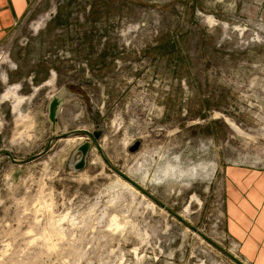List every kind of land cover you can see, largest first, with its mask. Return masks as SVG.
Returning a JSON list of instances; mask_svg holds the SVG:
<instances>
[{
	"label": "rangeland",
	"instance_id": "obj_1",
	"mask_svg": "<svg viewBox=\"0 0 264 264\" xmlns=\"http://www.w3.org/2000/svg\"><path fill=\"white\" fill-rule=\"evenodd\" d=\"M60 91L57 133H95L189 224L264 264V0H28L0 42V149L41 151ZM85 141L0 155V264H237L93 143L75 169Z\"/></svg>",
	"mask_w": 264,
	"mask_h": 264
},
{
	"label": "water",
	"instance_id": "obj_2",
	"mask_svg": "<svg viewBox=\"0 0 264 264\" xmlns=\"http://www.w3.org/2000/svg\"><path fill=\"white\" fill-rule=\"evenodd\" d=\"M62 98H63L62 91H60L59 93L53 95V97L49 101L47 116H48V119H49V121L51 123V130H52L53 134L48 139L47 143L45 144V146L43 147V149L41 151H39L38 153L32 154V155H30V156H28L26 158H23V159L15 158L9 149H0V155L7 156L10 159V161L15 163V164L27 163V162H30V161L34 160L37 157H40L42 154H44L49 149V146H50V144L52 143V141L54 139L68 137L69 135L74 134V133H84L90 138L91 141H85V142L81 143L80 145H78L77 151H80L81 156H80L79 159H77L73 163V167L75 169H81L85 165V157L87 155V152H88V149H89L91 143H93L95 148L99 152V155H100L102 161L107 165V167L110 170H112L121 179H124L125 181H127L131 186H133L135 189L140 191L143 195H145L147 198H149L155 204L159 205L161 208L166 210L169 214H171L173 217H175L177 220H179L181 223H183L185 226H187L189 229H191L194 233L199 235L201 238L206 240L208 243H210L212 246H214L216 249H218L224 255L229 257L235 263H237V264H246L241 259H239L237 256H235L234 254L229 252L227 249L221 247L218 243H216L211 238L206 236L197 227L189 224L179 214H177L170 207H168L166 204H164L159 199H157L154 195H152L148 190H146L143 186H141L139 183H137L133 178H131L129 175H127L124 171H122L121 169H119L118 167L113 165L109 161V159L105 156V154H104V152H103V150L101 148V145L97 142L95 133H92V132H90V131H88L86 129H81V128L70 130L68 132L57 133L56 132L57 131L56 115H57V110H58V108H59V106H60V104L62 102Z\"/></svg>",
	"mask_w": 264,
	"mask_h": 264
},
{
	"label": "crops",
	"instance_id": "obj_3",
	"mask_svg": "<svg viewBox=\"0 0 264 264\" xmlns=\"http://www.w3.org/2000/svg\"><path fill=\"white\" fill-rule=\"evenodd\" d=\"M28 0H0V42L14 21L20 18L27 10ZM233 210V207H229ZM264 252V249L259 250V254Z\"/></svg>",
	"mask_w": 264,
	"mask_h": 264
},
{
	"label": "bare ground",
	"instance_id": "obj_4",
	"mask_svg": "<svg viewBox=\"0 0 264 264\" xmlns=\"http://www.w3.org/2000/svg\"><path fill=\"white\" fill-rule=\"evenodd\" d=\"M126 182H127V181H126ZM126 182H124L123 184L126 185V186H128V187H130L129 184H127ZM229 252H231V251L229 250ZM231 253H232V252H231Z\"/></svg>",
	"mask_w": 264,
	"mask_h": 264
}]
</instances>
